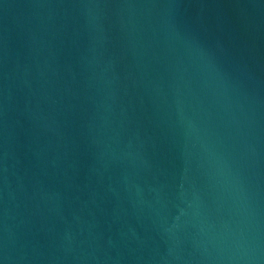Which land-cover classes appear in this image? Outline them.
Masks as SVG:
<instances>
[{
  "label": "water",
  "instance_id": "95a60500",
  "mask_svg": "<svg viewBox=\"0 0 264 264\" xmlns=\"http://www.w3.org/2000/svg\"><path fill=\"white\" fill-rule=\"evenodd\" d=\"M0 264H264V0H0Z\"/></svg>",
  "mask_w": 264,
  "mask_h": 264
}]
</instances>
